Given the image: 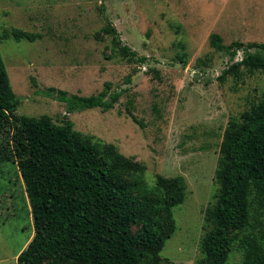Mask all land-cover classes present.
Wrapping results in <instances>:
<instances>
[{"label": "rangeland", "instance_id": "rangeland-1", "mask_svg": "<svg viewBox=\"0 0 264 264\" xmlns=\"http://www.w3.org/2000/svg\"><path fill=\"white\" fill-rule=\"evenodd\" d=\"M109 23L136 57L122 55L112 34L103 31ZM14 27L37 37H2ZM215 33L222 49L211 43ZM236 41L264 43V0H0V50L19 97L17 110L0 125V264H17L34 234L17 164L24 142L21 116L57 121L65 112V101L36 90L52 86L91 95L106 82L129 90L109 110L72 112L74 127L143 162L149 183L158 173L186 178V197L173 212L176 229L161 254L176 264H199L202 238L212 227L205 212L219 191L224 132L264 96L262 70L242 65L221 78L243 56L239 50L231 58ZM253 239L264 245V198L255 191L248 223L235 231L224 264H243Z\"/></svg>", "mask_w": 264, "mask_h": 264}, {"label": "trees", "instance_id": "trees-1", "mask_svg": "<svg viewBox=\"0 0 264 264\" xmlns=\"http://www.w3.org/2000/svg\"><path fill=\"white\" fill-rule=\"evenodd\" d=\"M103 31L112 34L122 55L136 57L115 26L109 23ZM2 37L33 41L37 35L14 27L4 30ZM211 43L217 49L224 46L216 33ZM239 50L243 56L225 68L221 78L242 65L264 72V43L236 41L232 59ZM131 81L129 76L126 82ZM128 90L110 82L91 95L69 94L52 86L36 90L65 101L66 107L57 121L48 115L21 116L24 142L17 164L31 205L34 234L18 254L17 264H176L161 252L176 229L173 212L186 197V178L158 173L149 183L143 162L122 153L113 142L77 130L70 118L76 110H109ZM18 105L0 50V125ZM126 111L143 126L129 107ZM216 179L217 199L205 212L212 227L202 238L204 256L199 264L227 262L235 231L248 223L251 192L264 198V96L228 123ZM133 225L139 226L137 231ZM243 264H264L260 241H250Z\"/></svg>", "mask_w": 264, "mask_h": 264}]
</instances>
